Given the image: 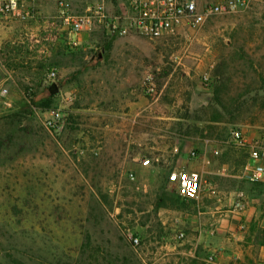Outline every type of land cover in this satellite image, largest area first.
<instances>
[{"label":"rangeland","instance_id":"1","mask_svg":"<svg viewBox=\"0 0 264 264\" xmlns=\"http://www.w3.org/2000/svg\"><path fill=\"white\" fill-rule=\"evenodd\" d=\"M87 1L25 0L0 19V237L51 264H201L194 230L175 223L198 200L168 175L183 149L180 162L199 164L206 143L210 199L226 191V210L245 191L264 215V182L245 177L249 153L231 142L234 128L264 136V0L161 39L74 35L59 13ZM252 235L262 244L263 226Z\"/></svg>","mask_w":264,"mask_h":264},{"label":"built area","instance_id":"2","mask_svg":"<svg viewBox=\"0 0 264 264\" xmlns=\"http://www.w3.org/2000/svg\"><path fill=\"white\" fill-rule=\"evenodd\" d=\"M248 3L249 0H88L84 12L70 13L62 8L59 15L74 35L92 30L98 25L114 36L136 35L161 39L185 27H200L209 18L233 13L248 6ZM24 7L25 0H0V19L20 16ZM72 42L78 44V39L74 38ZM55 76L56 72L52 71L51 77ZM150 84L152 85L147 90L153 93L156 86L152 82ZM7 94L8 88L2 87L0 96L6 97ZM213 142L211 139L207 140L213 155H219L220 149ZM231 142L249 153L245 177L252 182H264V136L250 139L243 129L234 128L231 130ZM191 156L199 158L196 151H192ZM143 163L149 164L150 159H144ZM168 182L176 185L182 198L193 201L199 199L205 180L198 170L174 168L168 175ZM248 201L247 192L239 191L234 207L241 211ZM131 238L135 245H139V237L131 234ZM214 255L211 254L206 259V264L214 263Z\"/></svg>","mask_w":264,"mask_h":264},{"label":"crops","instance_id":"3","mask_svg":"<svg viewBox=\"0 0 264 264\" xmlns=\"http://www.w3.org/2000/svg\"><path fill=\"white\" fill-rule=\"evenodd\" d=\"M203 148L205 158H202L199 164L180 162L179 158L184 156L183 149L179 154L175 167L198 170L204 178V173L210 171L206 165L207 161L209 162L207 158H210L211 155L208 154V145L206 143H203ZM176 149L177 147L174 148V151ZM262 161L264 163V159ZM210 172L216 173L214 170ZM211 180L214 181L213 178ZM206 187H204L197 201L198 213L193 218L175 222L179 223L180 226L184 225V227L194 230L195 236L192 239L196 241L195 249L197 246L200 247V253L194 254H196L201 264L211 254H215L213 264H244L246 262L264 264V245L254 241V236L252 235L253 223H257L264 228V215H262V211L258 210L257 199L254 196H249L247 206L241 211L235 207L223 210L225 206L233 205L234 198L230 197L227 199L223 197V193L226 191L217 190L215 196L218 200L213 201L210 198L216 192L209 193L210 191L206 190ZM162 223L164 226H168L172 225L173 221H162ZM178 248L180 249L177 250L175 245L169 244L168 249L170 251L165 254L169 256L174 253H186L183 247ZM180 257L182 256L180 255ZM0 264L51 263L11 245L0 237Z\"/></svg>","mask_w":264,"mask_h":264},{"label":"water","instance_id":"4","mask_svg":"<svg viewBox=\"0 0 264 264\" xmlns=\"http://www.w3.org/2000/svg\"><path fill=\"white\" fill-rule=\"evenodd\" d=\"M51 93H57L59 92V86L56 82H53L51 86L49 87Z\"/></svg>","mask_w":264,"mask_h":264},{"label":"trees","instance_id":"5","mask_svg":"<svg viewBox=\"0 0 264 264\" xmlns=\"http://www.w3.org/2000/svg\"><path fill=\"white\" fill-rule=\"evenodd\" d=\"M262 244L264 245V240L262 241ZM86 246L88 247V245H86ZM23 251H25V252H27V253H29V254L35 256V257H38V258L44 259V258H42V257H39L38 255H35V254L31 253L30 251H26V250H23ZM84 252H85V251L83 250V253H84ZM92 258H93V257L90 255V256H87L86 259H92ZM44 260H46V259H44ZM57 264H67V263H61V262H59V263H57ZM68 264H69V263H68Z\"/></svg>","mask_w":264,"mask_h":264}]
</instances>
